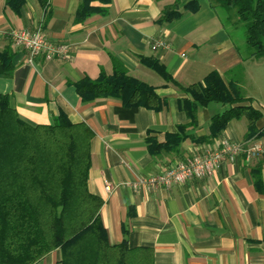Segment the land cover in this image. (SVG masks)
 Masks as SVG:
<instances>
[{
	"label": "crops",
	"instance_id": "0c3cea01",
	"mask_svg": "<svg viewBox=\"0 0 264 264\" xmlns=\"http://www.w3.org/2000/svg\"><path fill=\"white\" fill-rule=\"evenodd\" d=\"M50 1L52 15L46 19L38 0H29L20 14L0 0V49L11 44L9 34L19 29H40L54 44L71 47L65 59L39 56L29 64L27 52L12 45L16 68L11 76L0 77V95L8 94L12 107L30 124H52L64 112L93 131L89 189L103 200L101 218L109 243L126 239L130 248H150L155 264H264V59L245 60L244 41L229 33L223 12L210 0H198L196 12L184 11L194 0L93 2L105 11L80 23L75 18L81 0ZM177 2L183 15L158 24L163 10ZM159 40L169 47L153 50ZM139 57L158 59L185 87L219 72L263 113L257 124L260 135L247 140L248 122L241 119L231 121L212 142H197L209 135L212 117L228 109L212 103L198 109L197 126L187 129L191 138L179 150L152 155L146 138L163 142L166 134L190 121L181 104L186 95ZM113 58L130 76L157 88L167 101L162 111L127 108L116 98L82 100L73 84L85 77L96 80L103 71L112 75ZM226 138L243 151L210 176L170 188H133L139 177L161 174L205 149L218 150ZM254 145L262 151L251 156ZM59 259L56 250L36 264H58Z\"/></svg>",
	"mask_w": 264,
	"mask_h": 264
},
{
	"label": "trees",
	"instance_id": "16d2710c",
	"mask_svg": "<svg viewBox=\"0 0 264 264\" xmlns=\"http://www.w3.org/2000/svg\"><path fill=\"white\" fill-rule=\"evenodd\" d=\"M28 1L5 0V6L20 14ZM38 2L49 19L51 1ZM93 2L106 5L111 0H81L77 23L105 11L93 6ZM210 2L223 12L224 26L233 36L235 30L245 26V60L264 59V0ZM198 9V0L184 6V11ZM181 15L177 2L163 10L157 23H171ZM14 58L12 42L0 49V77L12 75L16 68ZM139 61L186 95L181 104L190 121L176 133L166 134L163 142L155 136L146 138L152 155L179 150L191 138L187 129L197 126L198 109L212 103L228 109L212 117L209 135L199 137L197 142H212L231 121L241 119L248 122L247 140L260 135L257 124L263 113L235 84L224 82L219 72L212 71L203 81L185 87L158 59L139 57ZM73 85L84 102L116 98L124 107L153 111H162L167 104L156 87L130 76L115 58L112 75L103 71L96 80L85 77ZM10 103L8 94L0 95V264H36L56 250L60 252L58 264H136V260L139 264H155L150 248H130L126 239L117 245L109 243L101 218L103 200L89 189L94 138L90 127L72 122L64 112L52 124L33 125ZM255 185H259L257 177Z\"/></svg>",
	"mask_w": 264,
	"mask_h": 264
},
{
	"label": "built area",
	"instance_id": "2783aa9c",
	"mask_svg": "<svg viewBox=\"0 0 264 264\" xmlns=\"http://www.w3.org/2000/svg\"><path fill=\"white\" fill-rule=\"evenodd\" d=\"M9 37L13 47L22 48L27 52L29 64L35 63L34 60L39 56H43L47 61L65 59L69 55L71 48L66 44H54L40 29L13 30ZM168 47L169 43L165 40L156 41L152 45L153 50L167 49ZM242 151L243 146L241 144L231 143L226 138L223 139L218 150L205 149V151L167 168L161 174L139 177L133 182L132 186L135 189L154 190L157 188H170L173 185H182L195 179L202 180L210 176L226 160L235 162ZM261 151L260 145H254L249 150V153L251 156H256ZM105 189L110 192L112 187L107 184Z\"/></svg>",
	"mask_w": 264,
	"mask_h": 264
},
{
	"label": "rangeland",
	"instance_id": "374dc122",
	"mask_svg": "<svg viewBox=\"0 0 264 264\" xmlns=\"http://www.w3.org/2000/svg\"><path fill=\"white\" fill-rule=\"evenodd\" d=\"M235 38H237V41H243L246 38V28L244 25H241L237 30H235ZM220 107H223L222 104L215 103Z\"/></svg>",
	"mask_w": 264,
	"mask_h": 264
}]
</instances>
